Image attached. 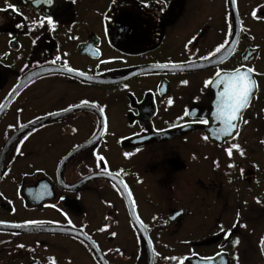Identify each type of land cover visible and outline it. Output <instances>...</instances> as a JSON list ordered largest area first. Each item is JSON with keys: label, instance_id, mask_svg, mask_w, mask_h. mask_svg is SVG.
<instances>
[{"label": "flooded vegetation", "instance_id": "1", "mask_svg": "<svg viewBox=\"0 0 264 264\" xmlns=\"http://www.w3.org/2000/svg\"><path fill=\"white\" fill-rule=\"evenodd\" d=\"M0 106V264H264V0H0Z\"/></svg>", "mask_w": 264, "mask_h": 264}, {"label": "snow or ice", "instance_id": "2", "mask_svg": "<svg viewBox=\"0 0 264 264\" xmlns=\"http://www.w3.org/2000/svg\"><path fill=\"white\" fill-rule=\"evenodd\" d=\"M232 3L235 4V0H232ZM12 8V5H9ZM15 10V9H13ZM252 15L255 17L257 12L254 10ZM49 24L52 23L51 19L47 21ZM43 23V21L41 22ZM224 45L216 48L215 52H221V49ZM59 59V57H57ZM205 59H208L205 57ZM55 63V62H53ZM160 67H168V65H160ZM68 72H72L73 69L67 68ZM254 70L251 68H246L245 70H241L237 68L231 74H226L223 79H221V73L217 72V83L224 85V90L218 94V104H217V112H216V119L223 122L224 127L220 130L224 134L231 135L232 131L237 128V124L234 121L237 120L241 110L244 109L250 100L251 95L253 94L254 90V82L251 79V73ZM83 76V73H80ZM207 83L211 84L212 81H208ZM171 103V101H169ZM82 104H88L87 101H83ZM77 105L76 107H79ZM3 107V106H0ZM103 112V109H100ZM52 115V114H50ZM185 115H188V112H185ZM201 124H207V120H200L198 121ZM208 137H205L207 139ZM232 148H239V145H233ZM229 155L232 154V149H228ZM242 154V153H241ZM126 156L129 154H125ZM103 157H98L97 162L98 166L101 161H103ZM104 171H107L106 167ZM179 215V213H177ZM239 216V213L237 214ZM40 221H29L27 224H40ZM236 225H233L235 227ZM16 227H21L20 225H16ZM115 235V234H113ZM236 243H239L237 240ZM20 247H24V245H20ZM183 264V261H181Z\"/></svg>", "mask_w": 264, "mask_h": 264}, {"label": "water", "instance_id": "3", "mask_svg": "<svg viewBox=\"0 0 264 264\" xmlns=\"http://www.w3.org/2000/svg\"><path fill=\"white\" fill-rule=\"evenodd\" d=\"M36 73L37 72H30L31 75H28V77H24V82L29 80V78L33 74H36ZM152 256H153L152 247L151 246H147V261H146V264H150V262L152 261Z\"/></svg>", "mask_w": 264, "mask_h": 264}]
</instances>
